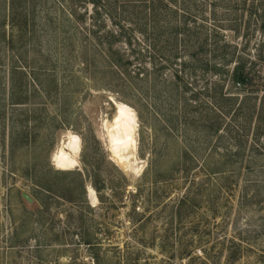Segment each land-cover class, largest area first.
Here are the masks:
<instances>
[{
	"label": "rangeland",
	"instance_id": "1",
	"mask_svg": "<svg viewBox=\"0 0 264 264\" xmlns=\"http://www.w3.org/2000/svg\"><path fill=\"white\" fill-rule=\"evenodd\" d=\"M100 3L0 0V264H264V0Z\"/></svg>",
	"mask_w": 264,
	"mask_h": 264
},
{
	"label": "bare ground",
	"instance_id": "2",
	"mask_svg": "<svg viewBox=\"0 0 264 264\" xmlns=\"http://www.w3.org/2000/svg\"><path fill=\"white\" fill-rule=\"evenodd\" d=\"M136 116L133 110L123 104L117 103V111L111 122V133L108 150L119 163L129 160V154L136 149L135 131ZM81 140L74 133H69L61 145L52 154V164L58 170L68 171L78 164L77 156L80 152ZM88 199L94 206L98 202L97 194L93 188H88Z\"/></svg>",
	"mask_w": 264,
	"mask_h": 264
},
{
	"label": "trees",
	"instance_id": "3",
	"mask_svg": "<svg viewBox=\"0 0 264 264\" xmlns=\"http://www.w3.org/2000/svg\"><path fill=\"white\" fill-rule=\"evenodd\" d=\"M175 1L176 0H171L172 3H174ZM91 2L94 5H97V6L101 4L100 0H91ZM204 46H205V43H203V41H202L201 44H200V48H202ZM215 57L216 56H213L214 59H215ZM117 65H119L118 62H117ZM224 67H225V65H218V64H216V62H213V63L205 62L202 65V70L204 72H212L213 74H216L217 76L222 77V74H223V71H224ZM245 69L246 68H245V66L243 64L236 65V67L234 68V70H233V72L231 74V79L233 77L232 80L235 81L237 84L248 81V77L244 74L245 73ZM124 73L125 72H121V74H123V75H124ZM177 78H179V77L177 76ZM216 83L217 82H214V85H216ZM249 83H250V79H249ZM12 90H14V89H12ZM117 93H118V91H117ZM12 104H17V102H12ZM261 110L264 112V106L261 107ZM58 171H62V170H57V171H54L53 173L57 174ZM38 186L41 189H43L44 191H51L50 187L48 185H46V184H38L37 187ZM95 189L98 190L97 188H95ZM98 199L102 200V197L100 196ZM86 243H90V242H86Z\"/></svg>",
	"mask_w": 264,
	"mask_h": 264
},
{
	"label": "water",
	"instance_id": "4",
	"mask_svg": "<svg viewBox=\"0 0 264 264\" xmlns=\"http://www.w3.org/2000/svg\"><path fill=\"white\" fill-rule=\"evenodd\" d=\"M23 196H24V198L27 199L28 201H31V200H32V199H31L28 195H26V194H23Z\"/></svg>",
	"mask_w": 264,
	"mask_h": 264
}]
</instances>
